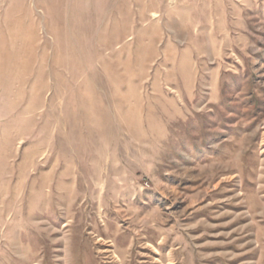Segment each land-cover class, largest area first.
Instances as JSON below:
<instances>
[{"label":"rangeland","instance_id":"rangeland-1","mask_svg":"<svg viewBox=\"0 0 264 264\" xmlns=\"http://www.w3.org/2000/svg\"><path fill=\"white\" fill-rule=\"evenodd\" d=\"M0 264H264V0H0Z\"/></svg>","mask_w":264,"mask_h":264}]
</instances>
